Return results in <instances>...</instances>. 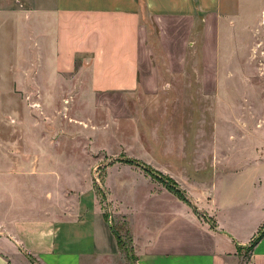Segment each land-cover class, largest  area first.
<instances>
[{
  "label": "crops",
  "instance_id": "0c3cea01",
  "mask_svg": "<svg viewBox=\"0 0 264 264\" xmlns=\"http://www.w3.org/2000/svg\"><path fill=\"white\" fill-rule=\"evenodd\" d=\"M249 2L0 0V59L10 52L17 84L42 87L39 98L71 76L92 96L138 88L153 96L166 72L170 80L192 75L206 99L219 101L229 82L220 63L232 51L225 48L234 19L227 10ZM25 113L30 124L33 116ZM261 114L256 128L243 121L227 132L226 145L212 125L204 170L190 161L186 180L174 175L188 182L181 189L203 220L172 191L150 194L158 208L138 225L131 214L135 264H264V236L248 250L264 229ZM12 118L21 127L22 116ZM32 134L10 149L0 142V264H119V237L93 185L59 153L66 144Z\"/></svg>",
  "mask_w": 264,
  "mask_h": 264
},
{
  "label": "rangeland",
  "instance_id": "374dc122",
  "mask_svg": "<svg viewBox=\"0 0 264 264\" xmlns=\"http://www.w3.org/2000/svg\"><path fill=\"white\" fill-rule=\"evenodd\" d=\"M249 3L227 10L234 19L228 24L225 48L229 45L232 51L220 63L224 72L229 68V82L220 89L219 101L206 99L202 88L190 82L192 75L170 80L166 72L163 77L167 81L153 96L141 88L92 96L71 76L39 98L42 87L17 84L12 54L0 59V142L5 141L10 149L19 140L26 144L27 133L30 138L33 132L36 141L45 137L51 143L66 144L59 153L68 159L67 165L75 162L85 185H93L98 204L120 239L119 264H135L130 217L137 218L138 225L158 208L150 194L170 192L168 185L177 186L183 198L171 193L203 220V213L181 189L188 182H178L174 175L186 180L190 161H200V172L204 170L202 160L210 158L206 144L214 141L212 125L218 143L226 145L230 137L227 132L243 127V121L249 129L256 128L254 117L264 113V0ZM211 110H215V119ZM27 111L33 116L30 124ZM45 113L50 119L44 118ZM17 115L22 116L19 128V120L12 118ZM44 123L48 126L45 131ZM6 153L12 154L10 150ZM70 169L74 167L68 166ZM161 177L166 180L161 182Z\"/></svg>",
  "mask_w": 264,
  "mask_h": 264
},
{
  "label": "trees",
  "instance_id": "16d2710c",
  "mask_svg": "<svg viewBox=\"0 0 264 264\" xmlns=\"http://www.w3.org/2000/svg\"><path fill=\"white\" fill-rule=\"evenodd\" d=\"M128 163H133L132 161L131 162H128ZM135 163V162H134ZM139 165V163H137ZM162 180H160L161 182H163L164 180H166L165 178H162ZM168 182L171 184V181L168 180ZM172 192H174L176 195L178 196H182L183 198V193L178 189L177 186H167ZM264 236V229L263 231L259 234V236L257 237V239L252 243L251 247L249 249H252L254 247V245ZM119 242H120V239H119Z\"/></svg>",
  "mask_w": 264,
  "mask_h": 264
}]
</instances>
